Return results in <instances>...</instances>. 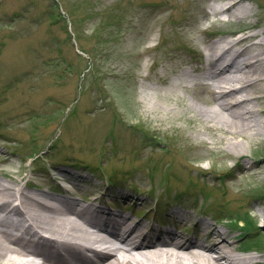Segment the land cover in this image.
I'll return each instance as SVG.
<instances>
[{"label": "rangeland", "instance_id": "obj_1", "mask_svg": "<svg viewBox=\"0 0 264 264\" xmlns=\"http://www.w3.org/2000/svg\"><path fill=\"white\" fill-rule=\"evenodd\" d=\"M213 1L0 0V170L30 192L61 198L68 185L79 203L84 192L105 191L120 204L129 188L144 224L176 210L187 237L204 241L211 223L264 264V227L254 229L253 217L264 214V137L239 157L201 120L197 134L179 130L189 122L177 115L195 114L183 104L190 77L173 99L160 98L157 76L195 75L205 41L250 24L264 37V0L244 2L250 14L241 20L221 21L205 17ZM163 112L167 120L157 119Z\"/></svg>", "mask_w": 264, "mask_h": 264}, {"label": "bare ground", "instance_id": "obj_2", "mask_svg": "<svg viewBox=\"0 0 264 264\" xmlns=\"http://www.w3.org/2000/svg\"><path fill=\"white\" fill-rule=\"evenodd\" d=\"M224 1L222 5L214 0L205 17L221 21L219 15L224 14L227 20H241L250 14L244 5L249 0ZM198 29L202 32L206 28ZM255 29V24L245 25L205 41L199 49L205 64L195 68V75L182 69L173 77L157 76L165 85L160 98L168 101L182 84L180 80L192 79L191 84L183 83L181 87L192 93L190 103L183 104L195 114L177 115L190 124H176L179 130L197 134L196 126L201 120L206 131L222 133L225 148L230 153L237 152L239 157L245 143L264 137V37ZM197 42L195 37H186L189 47H196ZM167 118L165 112L157 116L159 120ZM58 177L68 180L79 176L59 172ZM21 181L8 170H0V264L260 262L251 252L240 253L235 238L211 223L204 224V241L193 240L183 233L146 225L145 218L132 219L96 199L81 204L69 195L68 185L60 189V198L39 188L26 191ZM121 193L125 202L135 203L138 199ZM171 215L182 217L176 210ZM253 217L257 222L254 229L264 227V214L256 213Z\"/></svg>", "mask_w": 264, "mask_h": 264}]
</instances>
